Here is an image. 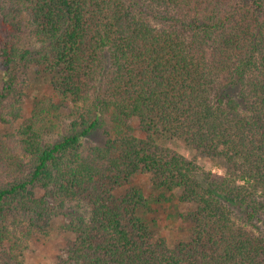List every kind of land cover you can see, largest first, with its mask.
<instances>
[{"label":"trees","instance_id":"trees-1","mask_svg":"<svg viewBox=\"0 0 264 264\" xmlns=\"http://www.w3.org/2000/svg\"><path fill=\"white\" fill-rule=\"evenodd\" d=\"M0 81V264H264V0H0Z\"/></svg>","mask_w":264,"mask_h":264},{"label":"rangeland","instance_id":"rangeland-1","mask_svg":"<svg viewBox=\"0 0 264 264\" xmlns=\"http://www.w3.org/2000/svg\"><path fill=\"white\" fill-rule=\"evenodd\" d=\"M29 41L30 38L26 39L27 44H29ZM22 82L23 81H21V83ZM24 82L26 83L29 81L28 79L24 78ZM1 84L2 82L0 81V88ZM38 89L39 88H36V90H27L26 103H28L29 99L35 95H40L42 93L46 95L52 94L51 89L46 86L40 90ZM103 121L104 125L101 128L97 129L90 136L82 140L84 146L102 145L108 138L112 137L113 124L108 114L103 116ZM7 130H9V128L0 125V131ZM176 151L187 160H194L199 167L215 176L221 177L225 173L222 164L215 162L208 157L196 154L194 151L186 148L182 142H178ZM135 183L141 185L144 189H148L147 178L144 175H141ZM172 205L177 209H174ZM186 208V204H179L177 203V201L165 202L162 206H157L155 212L152 214L153 219L157 221V225L160 229V234L164 236L166 240H168V242L176 239L179 236L178 230L183 225L179 222L178 218L174 220L170 218V215L172 216L174 215V213H183ZM62 220L63 219L61 217L53 220L52 232L50 236L39 239L37 243L31 246L32 251L28 252L25 255L26 264L55 263V257L61 255L60 250L65 247L67 242L66 240L71 238L70 235L58 230V227L63 222Z\"/></svg>","mask_w":264,"mask_h":264}]
</instances>
